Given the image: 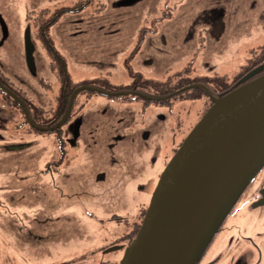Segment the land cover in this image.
Masks as SVG:
<instances>
[{
  "label": "rangeland",
  "instance_id": "rangeland-1",
  "mask_svg": "<svg viewBox=\"0 0 264 264\" xmlns=\"http://www.w3.org/2000/svg\"><path fill=\"white\" fill-rule=\"evenodd\" d=\"M55 1L0 0V14L10 28L16 29L25 22V9L52 7ZM112 1L100 0L103 7L99 10L92 2L86 12L60 18L54 26L57 35L53 43L69 83L95 80L112 89L134 84L143 88L144 93L161 96L188 85L196 77L231 85L240 72L262 58L264 0H139L127 1L118 9L112 8ZM12 44L13 41H7L3 50H11ZM48 61L49 56H42L39 73L44 78V90L49 92L48 86L55 87L57 80ZM9 70L13 72L8 73L10 76H24L17 56H13ZM85 100L88 104L83 114L91 118V126L100 124L104 134L101 136L98 128L89 140H80L74 151L68 147L63 170L66 173L72 169L76 174L85 164L84 172L88 174L79 175L77 180L67 177L66 182L59 184L62 196L56 200L62 209L68 207V213L55 211L57 202H52L44 215L30 217L34 222L55 221L48 229L60 234H40L35 230L42 225L36 224L27 235V247H16L12 261L8 259L11 244H7V235L0 226V264H22V259L28 264H114L122 253L100 251V245H111L128 231L130 225L124 219L138 221L173 148L210 105L206 96L196 100L176 98L169 105H144L140 98L123 102L118 97L82 92L79 101ZM106 118L120 120H116L117 131L111 139L105 135L108 127L104 129L101 124ZM53 134L38 137L33 147L47 150L52 146L48 141ZM124 134L131 138L128 142L110 146V142L121 141ZM4 148L0 147V173L7 169L5 164L2 166ZM109 156L119 160L118 169L109 170V161L113 159ZM7 174L14 178L0 186V214L36 194L26 191L21 173ZM120 182L122 197L119 193L111 194ZM21 207L33 209L24 204ZM113 215L120 219H113ZM248 217L245 212L239 218L243 229L261 225L264 228V208L257 226L250 224ZM30 218L25 227L32 229ZM1 222L5 227V219Z\"/></svg>",
  "mask_w": 264,
  "mask_h": 264
},
{
  "label": "flooded vegetation",
  "instance_id": "flooded-vegetation-1",
  "mask_svg": "<svg viewBox=\"0 0 264 264\" xmlns=\"http://www.w3.org/2000/svg\"><path fill=\"white\" fill-rule=\"evenodd\" d=\"M127 1L135 3L139 0H113L112 8L124 7ZM92 2L95 3V10L103 7L100 0H56L52 7L25 9L22 16L25 22L23 26L19 23L16 29L10 28L0 14V147L4 146L6 149L2 154V166L5 164L7 168V171L2 170L3 173H0V186L3 187L8 184V180H13V174L7 173H21L24 176L25 181L22 184L26 191H36L34 197L16 203L8 210V213L0 214L1 230L7 235V244H11L8 246L11 248V256L8 259L12 261L17 253L15 249L22 248L24 250L25 246L27 247L29 238L27 235L35 230L33 226L36 224L42 225L38 227V230H35L40 234H60L55 229L52 232L48 229L51 222L55 221H51L50 224L47 223L48 220L34 222L30 217L44 215L48 211V207H52V202H57V205H54L55 211L62 210L68 213V207L62 209L56 200L62 196L59 184L62 181L66 182L67 177L71 176L77 180L79 175L88 174V172H84L85 164L81 165L76 174L72 169L66 173L63 170V160L67 155L68 147H72L74 151L75 148H78L80 140H89L98 128L101 130V136L104 134L100 124L96 125L98 127L91 126V118L87 117L85 113L83 114L88 100L79 101V95L82 92H95L108 96V98L118 97L123 102H131L132 99L140 98L144 105L151 102L169 105L173 99H185V91L165 100L151 101L138 96L137 92L154 97L162 96L144 93L143 88L134 84L112 89L113 87L110 88L103 82L95 80L72 84L68 82L67 76L62 70V58L53 43V38L57 35L54 26L60 18L86 12ZM7 41H13V44L12 49L5 52L3 47ZM44 55L49 56L48 66L57 80L55 87L48 86L49 92L44 90L46 87L44 78L39 73L40 60ZM13 56H17L22 62L23 77L8 74L12 72L9 70V65ZM253 69H249L244 75ZM240 78L234 81L233 86ZM94 88L106 93L99 92ZM169 93L171 92H167L165 95ZM86 113L89 114L87 111ZM116 120L106 118V121L101 123L104 129L108 127L109 131L105 135L110 139L117 131ZM45 134L54 135L53 139L48 141L52 146L47 150L38 145L33 147L34 140ZM124 135L120 136L119 140L121 141L110 142V146H120L131 139L127 134ZM182 141L183 138L173 148L172 154ZM109 157L113 158L112 161H109V170L118 169L119 160L113 156ZM263 170L264 165L250 178L193 264H264V228L262 229V225H256L260 219L258 216L264 208ZM2 181L5 182L2 183ZM114 186L116 188L111 194L119 193L122 197L123 183L120 182ZM38 191L40 192L37 193ZM22 204L27 207L32 206L33 209L27 210L21 207ZM145 210L146 208L139 214L138 221L137 219L134 221L124 219V222L130 225L128 231L111 245H100L99 250L120 251L123 255L125 248L135 237L136 233L134 236L132 233L137 232ZM245 212L249 214L250 224L256 225L257 228L253 226L250 230L243 229L242 221L239 218ZM28 218L31 219L29 223L32 225V229L25 227ZM112 218L120 219L117 215H113ZM3 219L6 221L5 227L1 222ZM59 227L63 228L64 226ZM231 233H236V236ZM120 259L113 263L118 264ZM21 263L28 264L29 262L22 259ZM31 264L43 263L33 262ZM44 264L57 263L45 262Z\"/></svg>",
  "mask_w": 264,
  "mask_h": 264
},
{
  "label": "water",
  "instance_id": "water-1",
  "mask_svg": "<svg viewBox=\"0 0 264 264\" xmlns=\"http://www.w3.org/2000/svg\"><path fill=\"white\" fill-rule=\"evenodd\" d=\"M262 69L264 64L219 97L201 84L162 97L137 92L144 99L161 101L201 87L212 104L160 174L135 237L118 264H193L197 259L264 165V74L254 77Z\"/></svg>",
  "mask_w": 264,
  "mask_h": 264
},
{
  "label": "trees",
  "instance_id": "trees-1",
  "mask_svg": "<svg viewBox=\"0 0 264 264\" xmlns=\"http://www.w3.org/2000/svg\"><path fill=\"white\" fill-rule=\"evenodd\" d=\"M262 53V58L259 62H256L255 60L253 61L252 66L247 67L242 73L240 72V77L243 76L247 71H249V69H253L256 68L257 66H259V64L263 63L264 64V51L261 52ZM264 74V69H262L258 74L261 75ZM239 77V78H240ZM256 77V76H255ZM238 78V79H239ZM189 84H201L204 85L208 88L209 92L216 97H219L221 95H223L224 93L228 92L232 87H233V83L231 85L227 84V83H213L210 82L207 78L203 77V78H193L190 82H188ZM188 84V85H189ZM167 92L162 93L161 95H165ZM202 96H206L205 91L201 88V87H195L192 88L190 90L185 91L184 93V98L185 99H199ZM136 232L134 231L132 233V235L134 236Z\"/></svg>",
  "mask_w": 264,
  "mask_h": 264
}]
</instances>
